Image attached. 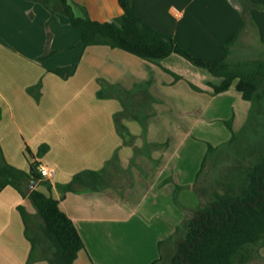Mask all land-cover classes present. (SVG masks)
I'll use <instances>...</instances> for the list:
<instances>
[{"label":"crops","instance_id":"obj_1","mask_svg":"<svg viewBox=\"0 0 264 264\" xmlns=\"http://www.w3.org/2000/svg\"><path fill=\"white\" fill-rule=\"evenodd\" d=\"M68 3L75 16L92 21L121 14L116 0ZM134 11L205 62L223 59L222 46L235 34L264 46V0H134ZM57 68H66L68 77L51 72ZM220 82L174 54L149 63L118 49L84 47L65 16L30 0H0V147L8 164L27 172L31 155L48 146L37 159L54 171L44 180L84 244L73 264H151L161 256L159 242L199 205L194 187L211 144L187 164L183 145L198 149L192 129L215 124L217 146H211L220 148L234 125L247 121L250 104L234 87L212 94L209 84ZM118 113L132 144L117 132ZM81 173L82 182L65 191ZM19 205L35 213L14 188L0 191V264H27L31 246ZM255 251L256 263L264 264V247Z\"/></svg>","mask_w":264,"mask_h":264},{"label":"trees","instance_id":"obj_2","mask_svg":"<svg viewBox=\"0 0 264 264\" xmlns=\"http://www.w3.org/2000/svg\"><path fill=\"white\" fill-rule=\"evenodd\" d=\"M30 1L42 4L51 14L65 16L71 27L79 31L84 47L118 49L149 63L177 55L221 80L217 86L209 84L213 95L234 87L241 98L250 104L245 127L237 135L233 132L229 142L220 147L231 146L239 136L244 138L243 134L247 131L246 137H250V140L244 148L242 159L245 163L241 159L228 158L214 164L212 178H215L213 181L216 187L221 188V192L216 190L205 205L193 211L185 224L183 237L176 241L174 254L169 260V264H246L251 256L248 246H255V249L264 247V59L253 61L251 69L247 71L229 64L226 58L238 34L223 44V59L205 62L196 58L181 48L173 37L139 19L135 15L134 0H116L121 14L107 22L75 16L68 0ZM242 15V29H246L250 23L246 6ZM51 72L63 79L68 77L66 68H57ZM39 88L40 84H37L35 89ZM32 90L28 88L27 92L31 93ZM103 97V92L99 91L97 98ZM121 117L122 113H118L114 118L117 132L125 144H132L133 137L120 123ZM141 124L144 129V122ZM258 129H263V132L255 137ZM220 148L207 144L197 178L210 155ZM47 151L48 146L43 144L34 157L30 154L34 161L29 163L26 172L8 164L0 147V191L7 186L14 188L22 198L26 197L30 201L35 210L34 214H29L23 206L17 207L23 221L24 235L31 246L27 264L41 259L48 264H73L84 244L73 222L60 209L59 200L52 197L50 184L38 171L40 164L37 159ZM26 152L29 153L27 148ZM84 175L86 173L75 175L64 186V190L69 191L76 183H81ZM38 186H44L47 193L39 191ZM180 189L176 186V190ZM174 199L176 201V195ZM163 244L159 242V247ZM160 260L161 256L151 264H157Z\"/></svg>","mask_w":264,"mask_h":264},{"label":"rangeland","instance_id":"obj_3","mask_svg":"<svg viewBox=\"0 0 264 264\" xmlns=\"http://www.w3.org/2000/svg\"><path fill=\"white\" fill-rule=\"evenodd\" d=\"M55 14H59V13H54L53 15ZM258 59H264V46H258L257 44H255V42L251 37L249 38L241 37L238 38L230 47V54L228 55L227 62L231 65H236L237 67H239L241 71H247L251 69V63ZM248 106L249 105H247V107ZM237 114L243 115V112L241 113V108L238 106H237ZM241 119L242 122L241 121L237 122V126L234 125L233 127L235 129V135H237L238 132L243 127H245L244 125L246 121L243 123L245 118L242 117ZM214 125L215 124L210 125V127L208 125H204L202 126L204 128L192 129L193 137L198 140V144H197L198 149H195V152L192 153L194 151L193 147H190L189 145H185V144L183 145V155L186 154V159L184 160L186 161L187 164L189 163V161H191L190 157L193 156V154L195 156L197 155L198 152L199 155V148H202V150L206 151V145H205L206 142L210 143L212 146H217L216 144L218 138L216 136V133L218 132L217 131L215 132L214 129L211 130L214 127ZM229 125L230 124H228V126ZM217 128L218 129L220 128L219 124ZM262 132L263 129H258V131H256L255 133L256 134L255 137H259L262 134ZM247 135H248L247 131L244 132L243 134L244 138L238 135L239 138L236 140L234 144H232L229 147H222L218 151L210 155V157L208 158L205 164L203 173L194 187V191L199 198V205L197 206V208L205 205L213 197L214 192L216 190L221 192V188L216 187L217 185H215L213 181L215 178H212V174H213L212 171L214 164L226 160L228 158L233 160L241 159V162L244 161L242 159L244 154V148L250 140V137H246ZM191 149H193V151H191ZM116 162L117 161L114 160L111 163V167L114 169L117 168ZM195 209L196 208L187 209V221L191 218L192 213ZM184 232H185V224H182L178 226L177 230L168 239H166V241L162 246L161 260L157 264H169V260L174 254L175 243L177 240L183 237ZM255 248H256L255 246H250V247L248 246V250L250 251L251 256H250V260L246 264H257L255 258L256 257Z\"/></svg>","mask_w":264,"mask_h":264},{"label":"built area","instance_id":"obj_4","mask_svg":"<svg viewBox=\"0 0 264 264\" xmlns=\"http://www.w3.org/2000/svg\"><path fill=\"white\" fill-rule=\"evenodd\" d=\"M38 171L43 179H49L54 175L53 169H49L41 165L38 167Z\"/></svg>","mask_w":264,"mask_h":264},{"label":"water","instance_id":"obj_5","mask_svg":"<svg viewBox=\"0 0 264 264\" xmlns=\"http://www.w3.org/2000/svg\"><path fill=\"white\" fill-rule=\"evenodd\" d=\"M34 186H32V188H33Z\"/></svg>","mask_w":264,"mask_h":264}]
</instances>
